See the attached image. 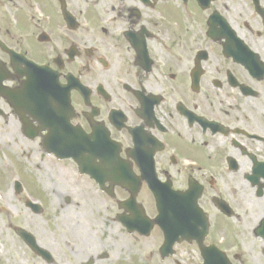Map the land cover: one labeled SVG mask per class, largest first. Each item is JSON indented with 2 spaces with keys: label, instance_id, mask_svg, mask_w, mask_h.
Listing matches in <instances>:
<instances>
[{
  "label": "flooded vegetation",
  "instance_id": "1",
  "mask_svg": "<svg viewBox=\"0 0 264 264\" xmlns=\"http://www.w3.org/2000/svg\"><path fill=\"white\" fill-rule=\"evenodd\" d=\"M155 179L191 196L179 240ZM11 197L0 264H264V0H0Z\"/></svg>",
  "mask_w": 264,
  "mask_h": 264
},
{
  "label": "rangeland",
  "instance_id": "2",
  "mask_svg": "<svg viewBox=\"0 0 264 264\" xmlns=\"http://www.w3.org/2000/svg\"><path fill=\"white\" fill-rule=\"evenodd\" d=\"M143 199H145V201H146L145 204H147L146 207H147L148 211L151 214H153V213L155 214V206L153 204V201L151 199H149V195H148V197H147V195H144ZM10 207H11L10 211L7 210V212H5V213L0 212V230L3 229L2 224H7L8 222H10L12 225H20V223L23 221L22 219L27 218L28 211L26 210L23 202L20 203L18 200L13 199V197H11ZM51 213L53 215H56V214L61 215V212L57 213V212H53L52 210H51ZM69 213H70L69 211H66V212L62 213V215L68 216ZM8 215L10 216V218H9L10 220L7 218ZM148 251H151V250L149 249ZM127 264H130V263H127ZM134 264H138V263L134 262Z\"/></svg>",
  "mask_w": 264,
  "mask_h": 264
},
{
  "label": "water",
  "instance_id": "3",
  "mask_svg": "<svg viewBox=\"0 0 264 264\" xmlns=\"http://www.w3.org/2000/svg\"><path fill=\"white\" fill-rule=\"evenodd\" d=\"M34 79H32L33 81ZM32 81H30L29 86L27 87V92L30 88L34 87ZM158 185V184H156ZM171 188L159 185L151 187V190L157 200V208L159 212V217L156 219L155 223L159 225L161 229H164V216L168 214V210L165 208L167 204H174L176 198H184L185 196L176 194L170 190ZM171 214V212L169 211ZM172 222H177L173 217H170ZM171 238H174L173 235H170Z\"/></svg>",
  "mask_w": 264,
  "mask_h": 264
}]
</instances>
